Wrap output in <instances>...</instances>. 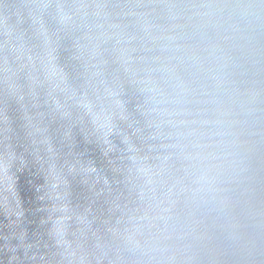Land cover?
<instances>
[{
	"label": "water",
	"instance_id": "obj_1",
	"mask_svg": "<svg viewBox=\"0 0 264 264\" xmlns=\"http://www.w3.org/2000/svg\"><path fill=\"white\" fill-rule=\"evenodd\" d=\"M0 264H264V0H0Z\"/></svg>",
	"mask_w": 264,
	"mask_h": 264
}]
</instances>
